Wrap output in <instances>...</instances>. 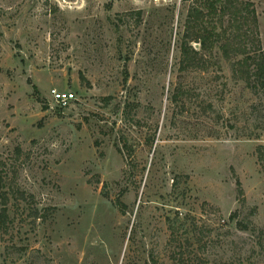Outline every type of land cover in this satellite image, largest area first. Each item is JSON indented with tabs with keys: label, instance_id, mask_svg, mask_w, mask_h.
Masks as SVG:
<instances>
[{
	"label": "rangeland",
	"instance_id": "374dc122",
	"mask_svg": "<svg viewBox=\"0 0 264 264\" xmlns=\"http://www.w3.org/2000/svg\"><path fill=\"white\" fill-rule=\"evenodd\" d=\"M189 7L0 0V264H264V80L181 72Z\"/></svg>",
	"mask_w": 264,
	"mask_h": 264
},
{
	"label": "trees",
	"instance_id": "16d2710c",
	"mask_svg": "<svg viewBox=\"0 0 264 264\" xmlns=\"http://www.w3.org/2000/svg\"><path fill=\"white\" fill-rule=\"evenodd\" d=\"M183 1H189L190 7L186 33L180 45L179 70L208 71L211 61L218 65L216 61L219 59L230 61L241 57L234 71L245 80L254 76L263 86L264 57L262 52H256V42L251 38V34H255L252 29L255 22L251 5L240 4L237 0ZM190 42L197 44L199 49L196 50ZM250 68H253L252 74ZM174 92L172 99L176 100L179 88ZM20 196L24 198L23 194ZM1 197L0 227L4 229L7 221V196L2 194Z\"/></svg>",
	"mask_w": 264,
	"mask_h": 264
},
{
	"label": "built area",
	"instance_id": "2783aa9c",
	"mask_svg": "<svg viewBox=\"0 0 264 264\" xmlns=\"http://www.w3.org/2000/svg\"><path fill=\"white\" fill-rule=\"evenodd\" d=\"M51 100L55 104L67 105L76 100V97L72 93H56L52 92Z\"/></svg>",
	"mask_w": 264,
	"mask_h": 264
}]
</instances>
